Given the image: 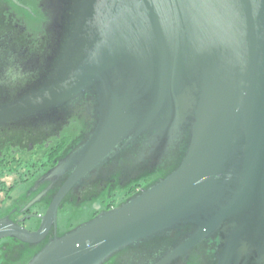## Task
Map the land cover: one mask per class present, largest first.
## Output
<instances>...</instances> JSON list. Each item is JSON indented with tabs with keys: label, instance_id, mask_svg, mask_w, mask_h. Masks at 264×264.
Masks as SVG:
<instances>
[{
	"label": "water",
	"instance_id": "1",
	"mask_svg": "<svg viewBox=\"0 0 264 264\" xmlns=\"http://www.w3.org/2000/svg\"><path fill=\"white\" fill-rule=\"evenodd\" d=\"M43 10L56 31L45 72L0 104V126L80 107L82 127L40 177L58 181L44 213L0 218V241L35 247L25 264L121 253L132 264H264V0H46ZM124 155L128 173L173 166L58 235L61 208L99 198L66 196L116 182ZM31 218L34 230L21 225Z\"/></svg>",
	"mask_w": 264,
	"mask_h": 264
},
{
	"label": "trees",
	"instance_id": "2",
	"mask_svg": "<svg viewBox=\"0 0 264 264\" xmlns=\"http://www.w3.org/2000/svg\"><path fill=\"white\" fill-rule=\"evenodd\" d=\"M2 6L0 4V63L5 66L9 63H16V65L10 68L6 66L2 69V76H0L2 78V83H0V104L17 98L21 92L29 88L45 72L47 55L50 53V48L54 47L56 41V31L48 23L47 26L43 27V33L36 38L24 35L23 31H21L22 29H15L11 22L4 23L5 6ZM18 30H20L19 33ZM67 118L65 117V120L60 121V119L50 120L45 117L43 119L17 121L7 125L5 128H8V130H4V140H0V155L17 147L16 144L18 143L20 145L35 144V140L31 135L37 134L38 137H44V134L48 132V130H45L47 127H50L49 130L51 131L49 132L53 133L51 137L56 136V132L67 124L69 119ZM55 126L58 128L57 131L53 130ZM58 135L59 137L56 139L58 153L56 155L52 153L51 158L63 156L72 142V139L67 135ZM42 143V147H45L48 142L43 140ZM36 146H39V144ZM117 159L114 186L106 190L103 196L102 193H99V182L95 184L94 195L103 199L106 209L114 207L118 203L115 198L116 192H122L121 202L123 199L134 195L141 187H145L157 177L165 174L173 166L172 159H164L152 168L140 167L132 169L131 173H128L124 170L126 164L125 155L123 157L119 156ZM117 178H121L122 182H117ZM42 205H40L41 208L43 207ZM6 240L9 241V244L0 245L2 249V264H25L36 251L35 247L12 239ZM26 254H29V256L24 259ZM120 257H122V253L115 257L117 264H120Z\"/></svg>",
	"mask_w": 264,
	"mask_h": 264
},
{
	"label": "flooded vegetation",
	"instance_id": "3",
	"mask_svg": "<svg viewBox=\"0 0 264 264\" xmlns=\"http://www.w3.org/2000/svg\"><path fill=\"white\" fill-rule=\"evenodd\" d=\"M37 2V4H39V7L42 11V7L44 2L46 3V0H35ZM0 4L5 6V12H4V16H5V21L6 22H11L12 26L15 27V29L21 28L20 30L23 31L24 35H29L30 37L36 38L38 35H40L41 33H43V27L47 26V19L48 16H50V14L46 13L44 10L42 11L44 14V22L42 23V26L36 30L35 32H30L27 30L25 22L23 21V19L21 17H18L15 13V11H13L12 6L14 4V2L12 0H0ZM17 5V4H16ZM2 6V7H3ZM55 15V13H54ZM20 30H18V33L20 32ZM16 63H9L6 66H8L9 68L11 66H15ZM3 63H0V76H2V69L6 67ZM0 83H2V78H0ZM78 109L81 110L80 107H76L74 109H72V115L70 116V118L67 120V124L69 125L71 122H77L80 121L78 120L77 117L81 116L80 112H78ZM51 116V114H49ZM80 124H82V121H80ZM5 126H0V140H4V130H8V128H5ZM50 128V127H49ZM49 128H45V130H48V132L46 134H44V137H38L37 134H32L31 137L34 138L35 140V144H24V145H20L19 143L16 144L17 147L12 148L11 150H9L6 153H3V155L0 157V166L2 165H9V164H15V165H20V163H24L26 166L30 165L31 167L34 168L35 171H27V178L23 179L19 182H15V185L20 184V183H29L30 181H32L30 183L31 188L30 191L33 190V194L24 201V204L26 205L29 200H31L33 197H35L37 194H39L41 191L46 190L45 194L42 196V198L40 199V204H44L48 201V197L51 196L53 190H55V187L57 186L56 182H58L56 179L55 180H41V176L43 173H45L47 170H49L50 168H52L53 166L56 165V163L58 162V160L62 157V156H57V157H52L51 158V154L55 153V155L58 153V144L56 143V139L59 137L58 134H61V130L62 128H60V132L57 128V126H55L53 128L54 131L56 132V136L51 137V135H53L52 132H49L51 130H49ZM38 137V138H37ZM47 141L48 143L46 144L45 147H42V141ZM24 143V142H22ZM39 146H36L38 145ZM27 145V146H26ZM25 146V147H24ZM49 146V147H48ZM24 147V148H23ZM30 149V150H28ZM34 150V151H33ZM34 155L35 158H30L31 156L33 157ZM64 156V155H63ZM13 170V169H12ZM34 172V173H33ZM33 173V176H32ZM32 176V177H31ZM31 177V178H29ZM114 185V178L109 179L107 182L101 183L99 186V190H108L109 188H112ZM3 187H0V189H2ZM12 187H10L9 189H11ZM4 189V188H3ZM98 190V191H99ZM95 194V183H93V181L86 187L80 189V190H73L71 191L65 198V202L64 203H78L80 202L83 198H87V199H91L93 197V195ZM39 205H35L32 208H30L27 212L21 214L19 217L20 219L23 217H26L28 215H32L35 214L37 215L38 213L34 211L35 208H37ZM41 207V206H40ZM105 207V206H104ZM26 221V220H25ZM24 221V222H25ZM24 222L21 223V225L24 227ZM4 242H0V244H9V241L7 240H3ZM120 264H132V260L131 259H125L123 256L119 258ZM110 264H117V259H113L111 261Z\"/></svg>",
	"mask_w": 264,
	"mask_h": 264
},
{
	"label": "rangeland",
	"instance_id": "4",
	"mask_svg": "<svg viewBox=\"0 0 264 264\" xmlns=\"http://www.w3.org/2000/svg\"><path fill=\"white\" fill-rule=\"evenodd\" d=\"M12 9L15 11L18 17H21L25 22L26 28L30 32L38 30L44 22V14L41 11L39 4L35 0H15ZM17 4V5H16ZM80 121L71 122L69 125H65L61 134L67 135L70 139L74 140L81 129ZM36 155L30 158H35ZM9 166V167H8ZM8 166H0V218H10L12 220H19L20 214L18 213L24 207V201L27 196L33 194V190L30 191L31 186L29 183H20L15 185V182L26 179L27 171L34 170L30 165L20 163V165L9 164ZM13 169V170H12ZM34 173V172H33ZM32 173V176H33ZM2 175V176H1ZM31 176V177H32ZM29 177V178H31ZM2 183V184H1ZM12 187L11 189H9ZM116 201L119 203L122 198V192H116ZM104 202L102 198H96L92 201H88L80 205L79 207H72L65 205L59 210L57 217V234L63 235L64 233L72 230L81 223L89 220L93 217V214L100 212L104 209ZM38 214L44 213V208L37 207L34 209ZM37 219H28L24 222V227L28 230H34L37 226ZM4 241H1V243ZM1 245V244H0ZM2 249L0 248V264H2ZM29 254H26L24 259Z\"/></svg>",
	"mask_w": 264,
	"mask_h": 264
}]
</instances>
